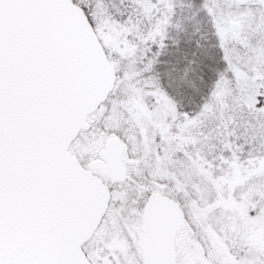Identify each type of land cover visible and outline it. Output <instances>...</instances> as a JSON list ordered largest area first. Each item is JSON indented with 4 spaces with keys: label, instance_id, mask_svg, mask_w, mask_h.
Masks as SVG:
<instances>
[{
    "label": "snow or ice",
    "instance_id": "1",
    "mask_svg": "<svg viewBox=\"0 0 264 264\" xmlns=\"http://www.w3.org/2000/svg\"><path fill=\"white\" fill-rule=\"evenodd\" d=\"M0 264H264V0H0Z\"/></svg>",
    "mask_w": 264,
    "mask_h": 264
}]
</instances>
